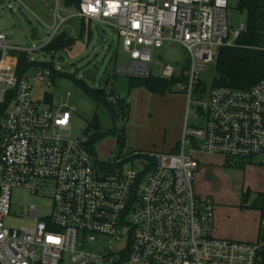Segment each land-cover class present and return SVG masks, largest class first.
Returning <instances> with one entry per match:
<instances>
[{"label": "built area", "instance_id": "built-area-1", "mask_svg": "<svg viewBox=\"0 0 264 264\" xmlns=\"http://www.w3.org/2000/svg\"><path fill=\"white\" fill-rule=\"evenodd\" d=\"M230 1L80 0L76 16L110 24L122 38L130 62L115 67V75H180L188 109L193 105L194 115L205 119L203 126L185 124L177 152L121 153L107 169L92 151L91 129L71 135L73 108L35 102L34 84L51 85L52 70L18 73L17 54L40 61L34 52L58 33L40 47L22 48L0 32V264H264V191L258 238L240 241L214 236L215 201L194 189L197 152L223 155L231 164L257 158L264 168V78L245 89L207 85L206 93L198 91L221 48L238 45L247 32L242 24L231 37ZM166 43L188 54L178 73L155 59V49ZM123 98L111 92L106 99L120 114ZM138 156L145 166L124 169ZM22 186L50 190L53 206L43 217L30 205L33 224L16 227L5 218L14 214L13 189ZM125 232L124 249L103 247L104 239L120 240Z\"/></svg>", "mask_w": 264, "mask_h": 264}, {"label": "rangeland", "instance_id": "rangeland-1", "mask_svg": "<svg viewBox=\"0 0 264 264\" xmlns=\"http://www.w3.org/2000/svg\"><path fill=\"white\" fill-rule=\"evenodd\" d=\"M239 1L231 0L228 9L231 37L247 21L246 13L238 8ZM34 2L48 9V24H54L53 27L39 20ZM76 11L77 5L67 4L66 0H2L0 32L8 35L11 44L22 48L40 47L62 31L73 39L70 47L55 53L34 52L33 57L40 61H53L57 73L51 85L35 83L32 93L41 108L56 109L67 104L74 109L73 137L83 136L90 127L92 133L102 135L94 141L97 159L114 162L121 153L169 152L182 141L185 124H205L204 116L194 115L193 105L188 109L189 97L177 83L167 93L161 94L145 86H131V77L115 75V67H126L130 62L122 38L112 25L98 20L87 22L83 31V20L75 15ZM154 52L157 61L173 64L177 73L188 58L185 49L174 43H166ZM40 68V65H31L27 75L33 77ZM156 73L154 66L153 74ZM215 75L216 65L212 63L202 73L208 87H211ZM78 80L96 88L105 87L108 92L112 86L114 93L124 97L129 104L126 108L128 116L124 119L120 114V118L115 120L110 108L86 93ZM197 95L195 92L193 98ZM47 96L52 98L51 102L46 100ZM95 115L99 128L91 126ZM123 131L126 139L121 151L119 136ZM195 155L200 162L195 171V192L202 197L211 196L215 201L214 236L240 241L257 240L264 191V168L258 159L247 158L231 164L223 155L201 152ZM145 163V158L134 157L124 163V169L131 166L142 168ZM12 204L14 214L6 217L5 221L22 227L33 224L29 218L30 205L38 207L41 216L45 217L52 212L53 199L50 190L34 193L31 188L22 186L13 189ZM127 240L125 232L120 240L106 238L102 243L103 247L112 246L119 252L126 247Z\"/></svg>", "mask_w": 264, "mask_h": 264}, {"label": "trees", "instance_id": "trees-1", "mask_svg": "<svg viewBox=\"0 0 264 264\" xmlns=\"http://www.w3.org/2000/svg\"><path fill=\"white\" fill-rule=\"evenodd\" d=\"M80 0H66L67 4L75 3L77 7L79 6ZM238 8L241 12H245L247 16V32L246 37L242 36L238 40V45L235 46H225L220 50V55L215 63L216 65V75L212 82L211 87L216 86H229L238 89H245L253 86L258 81L264 78V25L261 22L264 21V0H240ZM86 28V21L83 19V31ZM73 39L69 37L66 31H62L55 35L49 43H47L43 50L46 53H55L60 49L68 48L71 46ZM18 56V73L20 76L27 73L30 66L33 64L40 65L41 67H48L53 72V80L56 75V70L54 68V62L45 61H31L25 51L19 52ZM180 80H185V78L180 75H175L171 79L160 78L157 76H151L150 78H131L130 85H140L147 87L150 91L165 94L167 93L174 83ZM83 90L90 96L99 100V102L107 105L112 111L113 117L116 120L121 114L125 119L128 116L126 108L129 107L126 99L123 98L120 101V108L122 113H117L116 107L107 102V96L114 92L113 88L110 92L106 91L105 87H93L84 80L77 81ZM209 88L203 79L199 80L198 91L201 94L206 93ZM47 101H52V98L46 97ZM92 127L99 128V123L97 115L94 116ZM91 128V127H90ZM88 128V129H90ZM102 135H96L91 139L92 151L94 141L98 140ZM125 133L119 136V143H121V151L125 144ZM178 142L177 146L171 151L177 152L180 148ZM100 167L107 169L113 167L110 163L101 161L99 163Z\"/></svg>", "mask_w": 264, "mask_h": 264}, {"label": "crops", "instance_id": "crops-1", "mask_svg": "<svg viewBox=\"0 0 264 264\" xmlns=\"http://www.w3.org/2000/svg\"><path fill=\"white\" fill-rule=\"evenodd\" d=\"M41 1L44 2V0H41ZM1 3H2V0H0V4ZM32 3H33V1H32ZM34 4H35V7H36V8H34V10H35L36 14L38 15V17H40L39 20L44 22V23H46L47 25H50L49 27H53L54 24H48V23H50L49 19L46 16V11H48V9L46 7H43L44 5H37V3H35V2H34ZM77 9H78V7H77ZM68 15H70V14H68ZM68 15H67V17H68ZM81 19L83 20V18H81ZM85 21H86V24H87V22H90L88 20H85Z\"/></svg>", "mask_w": 264, "mask_h": 264}, {"label": "water", "instance_id": "water-1", "mask_svg": "<svg viewBox=\"0 0 264 264\" xmlns=\"http://www.w3.org/2000/svg\"><path fill=\"white\" fill-rule=\"evenodd\" d=\"M263 12H264V9H263ZM261 25H264V21L261 22ZM246 37V35H244V38Z\"/></svg>", "mask_w": 264, "mask_h": 264}]
</instances>
